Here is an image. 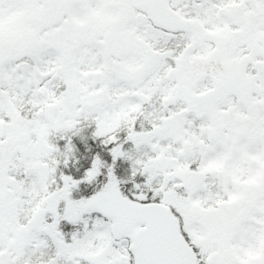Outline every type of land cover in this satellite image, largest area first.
<instances>
[{
  "label": "snow or ice",
  "instance_id": "6c2138e0",
  "mask_svg": "<svg viewBox=\"0 0 264 264\" xmlns=\"http://www.w3.org/2000/svg\"><path fill=\"white\" fill-rule=\"evenodd\" d=\"M0 264H264V0H0Z\"/></svg>",
  "mask_w": 264,
  "mask_h": 264
},
{
  "label": "trees",
  "instance_id": "16d2710c",
  "mask_svg": "<svg viewBox=\"0 0 264 264\" xmlns=\"http://www.w3.org/2000/svg\"><path fill=\"white\" fill-rule=\"evenodd\" d=\"M94 130H95L94 126H91L85 129L83 133V137H84L83 139L81 137L79 138V136L78 137L75 136L74 138H72L73 143L77 146V149H78L74 157V160L76 161L75 167L80 169L79 170L80 173H78L80 174V176L79 177L76 176V179H80L84 176L87 169L91 167L92 161L97 153H99L102 156V158L106 160L109 159L107 149L103 146L101 139L93 137ZM58 143L62 148L66 145L64 140H60L58 141ZM61 170L63 171V169ZM63 172H65V170ZM67 174H71V173H67ZM117 175L119 176L121 180H126V175L123 172L122 167L119 169ZM99 180H100V184L86 187L85 191H82V189L85 187L86 184L82 185L81 191L78 194L91 195L97 187H101L102 184L106 182V180L103 179V176H101ZM130 187H131L130 184L126 185L125 190H127V188H130Z\"/></svg>",
  "mask_w": 264,
  "mask_h": 264
},
{
  "label": "rangeland",
  "instance_id": "374dc122",
  "mask_svg": "<svg viewBox=\"0 0 264 264\" xmlns=\"http://www.w3.org/2000/svg\"><path fill=\"white\" fill-rule=\"evenodd\" d=\"M65 141V143H67V141L66 140H64ZM76 153V152H75ZM108 156H109V159H108V161L110 162L111 161V157H110V155L108 154ZM74 157H75V155L71 158V160H70V162H69V166L68 167H64L63 165H61V169H63V171L65 170V172L64 173H71L73 176H74V178H76V176L77 177H79L80 176V174H78V173H80V169H78V168H76L75 167V160H74ZM70 163H72L71 165H70ZM122 167V169H123V172L125 173V175H126V179H128V177L130 176V174H131V165H130V162H127V161H120V163H119V165H118V167H117V174H118V171H119V169ZM73 170V171H72ZM70 174V175H71ZM103 179H105L106 180V177H104L103 176ZM86 187H89V185H85V187L82 189V191H85V188ZM79 192H77V193H75L74 195L76 196V198H79L81 195L80 194H78Z\"/></svg>",
  "mask_w": 264,
  "mask_h": 264
},
{
  "label": "flooded vegetation",
  "instance_id": "af4514ba",
  "mask_svg": "<svg viewBox=\"0 0 264 264\" xmlns=\"http://www.w3.org/2000/svg\"><path fill=\"white\" fill-rule=\"evenodd\" d=\"M78 137V136H77ZM79 138H80V136H79Z\"/></svg>",
  "mask_w": 264,
  "mask_h": 264
}]
</instances>
